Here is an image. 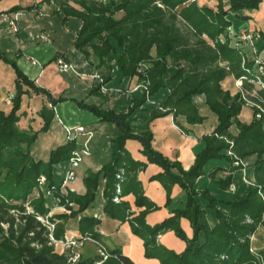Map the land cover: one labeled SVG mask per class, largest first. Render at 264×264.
Wrapping results in <instances>:
<instances>
[{
	"label": "trees",
	"instance_id": "trees-1",
	"mask_svg": "<svg viewBox=\"0 0 264 264\" xmlns=\"http://www.w3.org/2000/svg\"><path fill=\"white\" fill-rule=\"evenodd\" d=\"M41 1H53V11L63 21L68 16L80 20L74 47L89 63L97 68L103 66L108 72L99 74L92 87L94 91L111 79L110 71L114 69L122 76L136 75L140 88L126 110L102 109L95 103L75 100L99 121L113 122L117 130L111 138L110 159L97 170L85 169V192L77 193L70 188L64 191L63 177L55 176L54 166L62 161L67 164L73 152L81 148L76 136H68L66 141L51 148L47 159L35 158L32 147L39 132L50 128L55 104L68 97L61 94L54 97L48 88L36 84L25 73L16 59L0 50V60L15 74L14 91L5 95L1 101L4 104H0V264H72L66 252L55 249L54 240L64 237L69 216L93 204L100 185L104 212L122 222L128 221L131 231L142 238L146 257H156L163 264L256 262L260 254L250 250V235L258 224L264 226V61L246 58L228 37L223 41L220 35H226L227 27L232 25L230 14L247 20L262 0H227L226 3L217 0L215 8L195 0ZM20 8L16 3L5 11ZM118 10H123L121 16L115 14ZM167 14L181 18L184 28L167 22ZM235 31L238 34V30ZM258 41L259 50L264 49L262 33ZM153 47L155 53H151ZM227 75L241 79L242 88L254 92L247 94L253 103L249 121L239 118L244 104L243 89L231 93L221 84ZM257 81L263 86L257 87ZM162 88L167 89L163 99L147 104V96L159 93ZM200 95L216 115V125L198 136L194 160L184 168L180 160L169 158L152 145L149 122L171 113L175 124L188 132L186 124L200 123L205 118L195 99ZM24 96L28 98L26 102ZM35 97L40 103L36 109L38 126L34 125L33 116L28 119L29 110L24 106L25 103L30 105L29 98ZM139 110L145 111L146 123L136 127L131 115ZM22 118H27L25 123L21 122ZM233 124L236 133L230 131ZM127 138L140 142V152L146 160L133 157L125 147ZM250 154L255 155L251 163L254 181L242 195L225 198L214 195L211 186L197 183L196 179L206 174V166L210 165L211 177L216 171L226 172L224 178L218 179V186L228 188L233 172L244 167L242 160ZM148 162L162 168L150 178L164 186L166 205L170 203L171 187L175 183L185 191L184 205L171 208V215L154 224H149L145 217L159 205L146 195L138 177ZM41 175L45 177L43 184L39 183ZM128 193H133L135 206L142 207L137 212L128 200L113 199ZM48 196L70 210L48 217L55 223L52 229L42 220L51 209ZM72 202L78 207L74 208ZM181 217L189 220L191 236L182 228ZM99 222L96 216L82 215L78 220V239L91 237L104 246L106 257L90 255L79 258L74 264H93L99 258L101 261L96 264H136L123 253L121 246L106 244L104 235L96 227ZM167 229H173L185 240L181 251L158 240V235Z\"/></svg>",
	"mask_w": 264,
	"mask_h": 264
},
{
	"label": "crops",
	"instance_id": "crops-1",
	"mask_svg": "<svg viewBox=\"0 0 264 264\" xmlns=\"http://www.w3.org/2000/svg\"><path fill=\"white\" fill-rule=\"evenodd\" d=\"M16 3L21 6V8L17 10L18 30L14 34L10 25L6 21H0V50L5 54L7 52L9 53L13 51L15 55L14 59H16L19 67L30 78H32L36 84L45 86L51 90L54 95L59 94L63 88L65 89V86L69 85L71 78H73L70 74L64 75L63 73H65V71L58 70L54 58L57 53H60L68 63L73 60L77 62V68L79 67V69H77L78 74L81 75L86 72L91 78L89 80V84L84 86L80 84L81 88L83 87L85 91L89 90V92H95L92 87L96 85L98 79L92 77V74L97 73V68L93 64L89 63L84 58L83 53L75 47L65 48L62 45L65 40L71 39L73 42L75 34L80 27V20L74 16H68L63 21L61 16L53 11V1L44 2L41 0H0V11L7 10ZM71 3L77 6V4L74 2L71 1ZM27 6H33V8L26 9L25 7ZM250 16L251 17L247 20H252L251 25L257 27L264 35V0L259 3L258 8L250 12ZM32 32H44L50 37V41H42L40 39L32 38ZM262 52V56L264 58V49ZM88 65L89 67L92 65L91 70L88 69ZM80 75H78L79 77L76 79L77 82L80 81ZM226 78L225 88L229 89L231 93L236 92L238 90V86L232 80L233 75H227ZM110 81L111 79L106 83ZM71 83L76 84V81H72ZM99 90H101V88ZM129 93L130 90L127 94ZM107 95V93L103 92L102 97L107 99L109 98ZM4 96L0 94V104L2 103L1 101ZM111 96L113 97L114 95ZM116 98L118 99V97ZM116 98L114 97L113 99ZM129 105H131V100L129 102H124L122 108L126 109V107ZM207 107L208 106L205 103L203 106L201 105V107H199L200 112L205 115V118L202 122L186 124L190 129L188 132L183 131L178 125L175 124L171 113L155 117L150 120L149 127L153 133V138L151 141L152 145L157 150L167 155L169 158L180 160L184 168L189 167L194 160L195 149L199 144L198 136L211 131L216 125V115L210 110L212 112L211 116L209 112H207ZM54 108L55 116L51 123V129L49 128L47 130L50 131V134L43 143L37 144L35 140L32 147V151L35 154H42L46 152V150H50L51 148L55 147L54 144H59L63 140L62 138L64 137V133H68V129L70 127L75 125H83L85 131H89L91 133V131L97 129L100 125L98 117L91 111L79 107L74 98H67L63 101H60L55 104ZM26 116L30 117L33 115H30L29 113ZM146 116L147 115L145 111H135L131 115V122L136 127L141 126V124H143L141 119L146 118ZM239 116L241 118L243 117V120H247L249 118L242 116V112L239 113ZM209 119L212 120V122H209V124L205 125ZM52 127H55V130ZM90 133L74 135L76 136L78 142H86ZM115 133V128L108 133L110 143L111 138ZM125 147L131 152L133 157L146 160V157L140 152L141 144L138 140L127 138L125 140ZM93 148L95 156H92L91 158L88 156V158H86L85 161L81 163L80 173L67 182V187L64 188L65 190L70 188L78 193H84L86 190L82 179L84 169L87 167L96 169L110 159L109 155L111 144L108 146L107 150H102L101 147L96 148V146ZM66 167L67 164L63 166L64 170L60 175V178L64 176ZM161 170L162 168L156 163L148 162L146 167L143 170H140L138 173V177L142 181L146 195L159 205H163L166 201V190L159 180L151 179L150 176ZM239 170L241 169L236 171ZM244 171L245 167L242 169L243 173ZM234 174L235 171L233 172V175ZM242 179L245 180V177H242ZM201 182L205 183L207 181L201 180ZM180 194L181 188L177 183H175L171 187L170 195L173 198H178ZM102 198L103 199L99 201L98 204L87 207L85 210L79 212L75 216L68 217L65 222L64 237L67 239L70 236L77 237L80 235L78 230V220L83 214L97 216L100 218V222L97 224V229L104 235L105 239L109 240L111 244H118L121 246L123 253L129 256L136 264H151V261L145 259L143 256L144 247L142 240L133 234L128 221L122 222L107 215L103 210L104 197ZM123 199L128 200L130 202L131 208L136 212L142 208L135 206L133 193H128L123 197ZM51 201L52 199L48 197L47 202H50L51 204ZM173 206L176 205L167 207L162 206L159 209L149 211L145 217L146 221L149 224H154L161 221L163 218L171 215L170 207ZM74 207H76V204ZM52 210L53 212H61L62 208L57 204L55 207H53V209H51V211ZM180 223L187 232L188 236H191L192 229L189 220L187 218L181 217ZM171 233L172 231L170 230L167 233H160L158 235V240L167 247H174L178 250H182L185 246V243L179 239H176L174 235L173 237L175 240L181 241L178 246H175L172 244V242L165 240L167 234L171 235ZM254 233L255 232H253V234ZM168 239L171 238L168 237ZM87 240L91 241L96 246V250L98 251L97 244L92 239ZM84 243L81 245V247H78L79 253L82 257L92 255L88 252L83 253L82 248L84 247ZM55 249L57 250L56 247Z\"/></svg>",
	"mask_w": 264,
	"mask_h": 264
},
{
	"label": "rangeland",
	"instance_id": "rangeland-1",
	"mask_svg": "<svg viewBox=\"0 0 264 264\" xmlns=\"http://www.w3.org/2000/svg\"><path fill=\"white\" fill-rule=\"evenodd\" d=\"M102 1L103 2H108V0H102ZM195 1H197L198 4H206V5L212 6L214 8L216 7V4H217V0H195ZM223 1L225 3L227 2V0H223ZM158 4L160 5V3H158ZM77 7L80 8V6L78 4H77ZM115 14L117 16H121L123 14V10H118ZM229 17H230V19L232 21V25L233 26L229 25L227 27V34L226 35L225 34H221L220 35V39L224 41L225 38L228 37L229 42L231 44H235L241 51H243V53H244L246 58H256V62H259V60H262V62H263L264 61V58L262 56L263 49L259 50V41H258L261 31L257 27H255L254 25L253 26L251 25L252 24V20H250V21L244 20L242 18L234 16L233 14H230ZM166 21L169 22L170 24H173L174 26H179L180 28H184L183 21L178 16L170 17V15L167 14ZM250 26H252V27H250ZM234 29L238 30L237 31L238 34H239L240 31L252 32L251 38L250 39H248V38L247 39H243V41H242L241 40L242 37L240 38L238 36V34L235 33L236 31ZM12 32L15 34L16 31L12 30ZM255 33H258V36ZM35 34H36V32H32L31 33V37L35 38L34 37ZM35 39H37V38H35ZM237 39H239V41H237ZM62 45L65 48H67V47L73 48L74 47V44L71 41V39L70 40H65ZM9 53L7 52L6 56H8L10 58H14V56H15L14 52L12 51V52H9ZM151 53H155L154 47L151 49ZM69 63H70L71 66H69V68L63 74L64 75L70 74L73 77V78H71V82L72 81L73 82L76 81V84L70 82L69 85H66L65 89L63 88L62 91L59 94H57V95H54L53 92L50 90L54 97H57V96H59L61 94V95H64V96H66L68 98H71V99L74 98L75 100H84L85 102H88V103H95V104L99 105V107H101L102 109H114L116 111H119V110H122V109L126 110L130 106V105L127 106L126 109L122 108L123 103L127 102V101L129 102L131 100L132 96L135 95L136 93H138V89L140 88L137 85V76L136 75H133V76H122V75H120V74H118L116 72V69H114V70L110 71V73L112 75L111 81L108 82V83H106V82L103 83V86H101V90H97V92L96 91L95 92H89V90L85 91V89L83 87L81 88L80 84L83 85V86L86 85V84H89V80L91 78L89 77V75L86 72H84V74H81V75L77 73V71H78L77 69H79V67L77 68V62H75L73 60V61H71ZM86 64H87V62H86ZM91 66L92 65H90V67H89V65H88V69L89 70H91ZM142 66H143V64H140V67H142ZM260 68H262L261 65H260ZM97 72H99L98 76L101 73L102 74H108V72L106 70H104L103 66L97 68ZM78 75L81 76V78H79V80H80L79 82H77V80H76L79 77ZM14 76H15V74H14L12 68L7 63H5L2 60H0V94L1 95L4 96V95H7L9 93L10 94L13 93V91H14ZM94 78H98L99 79V77H94ZM225 78L222 80V83H221L223 88H225V86H226L225 82H226L227 78L226 79ZM232 80L238 86V90L243 89L242 93H243V98H244V104H243L240 112H242V116H245L246 118L249 117L246 120V121H249L252 118V113H253L252 112V104L253 103H252V101L250 99H248L249 97H247V94L248 93L249 94H253L254 92L252 90L245 91V88H242L241 79L235 78L233 76ZM256 86L257 87H262L263 85L259 81H257L256 82ZM129 90H130V93L127 94ZM103 92L107 93L108 94L107 96H109V98H107V99L103 98L102 97L103 96ZM73 93H75V94H73ZM166 93H167V89L162 88V89H160L159 93H157V94H155L153 96H149V97L147 96V99H148L147 100V104L148 103H156V101L162 100ZM111 95H114V96L112 97ZM35 96H37V95L35 94ZM114 97L115 98L118 97V99L117 98L113 99ZM202 97H203L202 95L195 97L196 101L198 102L199 107H201V105L202 106L204 105V102H203L204 100H203ZM27 99L28 98L26 96H24V99H23V100H25L24 102H26ZM29 99H30L31 104L28 105L27 103H25L24 106L27 107V109L29 110L30 115L32 114L33 117L35 118L34 125L38 126L39 123H38V118H37V115H36V109L40 105L39 98L35 97V98H32V99L31 98H29ZM127 105H128V103H127ZM143 111L144 110H142V112ZM199 111H200V108H199ZM207 112H209L210 115L212 113L210 111L209 107H207ZM239 118L242 119L243 117L241 118L239 116ZM26 120H27V118H25V119L22 118L21 122L25 123ZM141 121H142L143 124H145L146 123V118L141 119ZM209 122H212V120L209 119L205 125L209 124ZM99 123H100L99 127L97 129H94L93 131H91V133H90V135H89V137H88V139L86 141V146L89 149V152L87 154L82 155L83 157H82L81 161H79L80 165L78 163L79 166L77 165L75 167V175H78L80 173L81 163L84 162L85 159L88 158V156H89V158H91L92 156H95L94 148H93L94 146H96V148L101 147L102 150H107L108 146L110 144L112 145V141L110 143V138L108 137V133L111 132L114 128L117 130V127L115 126V124L113 122L107 121V120H100ZM143 124H141V126H143ZM50 127H51V125H50ZM52 128L54 129L55 127H52ZM230 131L232 133H236L237 128H236L235 124H233L230 127ZM49 134H50V131H40L39 135H38V137L36 139V143L37 144L38 143L39 144L43 143L46 140L47 136H49ZM68 134H70V136H73L74 134H76V135L82 134V132H76L73 129H70V131H68V133H64V137L62 138L63 140L60 143L66 141L68 139ZM84 142L85 141H83V142L81 141V142H78V143L82 147ZM57 145L58 144H54V146H57ZM227 152H228V154L231 153L230 151H227ZM48 153H49V150H46V152H44L42 154L33 153V155H34L35 158L47 159ZM110 155H111V150H110ZM254 160H255V155L254 154L247 155V156H245V158H243L242 162H243V165L245 167L244 173L242 172L243 168L241 170H239V171L235 170V174L233 175L232 182H231L230 186L228 188H226V189H222V188H220L218 186V179L224 178L226 176V172H221V171L218 172V171H216V172H214L212 174L213 176L211 177L208 172L211 171L213 168H211L210 165L206 166V168L208 169L207 173L204 174V175L199 176L196 179V181L201 186L202 185L211 186V188H213V192L212 193L214 195H220V196H223L225 198H233L236 194L237 195H242L247 190V187H248L249 183H252L254 181L253 170H252V167H251V163ZM235 162H237V161L235 160L234 163ZM65 165H66V161H62V162L57 163L54 166L55 176L57 178L60 177V175L63 173V170H64L63 166H65ZM100 167L101 166H99L98 168L93 169V170H97ZM87 168H90V167H87ZM85 169H84V171H85ZM83 174H84V172H83ZM242 177H245L246 181L243 180ZM82 179H83V176H82ZM201 180H206L207 182L202 183ZM65 187H67V183L64 186H62V189L64 191H66L64 189ZM41 189H43V187H41ZM48 197H50L52 199L51 204H50V202H48V203L50 204L51 209H53V207H55L58 203H57L56 199H54L52 196H48ZM48 197H47V200H48ZM102 197H104V196H103V193H102V185H100V187L98 188V192L96 194L95 201L93 202V204L89 205L88 207L98 204L99 201H101L103 199ZM170 197H171V195H170ZM119 198L122 199L123 197H119ZM166 198H167V195H166ZM151 200H153V199H151ZM184 200H185V191H183V189L181 188V194L179 195L178 198L171 197L170 203L168 205H166L165 203L163 205H159L158 204L159 207L156 208V209H159L162 206H166L167 207V206H171V205H176V206H173V207H170V208L180 207V206L184 205ZM75 204L76 203H74V202L71 203V205L73 207H74ZM58 205L62 208L61 212H63V211H66L67 213L70 212V210L67 207H65L64 205H62V204H58ZM77 207H78V205L76 204V207H74V208H77ZM51 209L46 214V217L45 216L43 217L45 220H48V217L50 215H52L53 213H55V212H53V210L51 211ZM153 210H155V209H153ZM86 215H90V214H86ZM69 217H71V216H69ZM97 218H99V217H97ZM49 222H51V221H49ZM51 223H53V226H54L55 223L54 222H51ZM3 226L5 227L6 225H3ZM258 226H257L258 228H256L255 231H254L255 233L254 234L252 233L250 235V240H252L251 241V245H250V250H253L255 252L257 251L256 253L257 254L259 253L260 255H258V258H257L256 262H253L251 264H264V226L262 224H258ZM169 230L172 231V233H171V235L167 234V236L165 238L166 241L172 242V244L175 245V246H178L181 241L185 243V240L180 238L179 236H177L175 234V232L173 231V229H167L166 231H164L162 233H167ZM186 234H187V232H186ZM191 234H192V232H191ZM173 235H174V237L176 239H179L181 241L175 240ZM135 236L142 240V238L140 236H138L136 234H135ZM75 237L76 236H70L67 239L65 237H63L62 239L54 240V246L57 248V250L60 253L61 252H66L67 255H68V260L72 264H74L79 258L82 257L81 254L79 253L78 247H81V245L84 243V240H85V243H84V247L82 248L83 253H87L88 252V253H90L92 255H100L101 259L106 257V250H105L104 246L101 245L100 243H97L91 237L82 238L81 239L82 240V244H80V245H78V244L77 245L76 244H70L68 242V239L75 238ZM168 237H170L171 239H168ZM77 239H78V236H77ZM87 239H92L97 244L98 251L96 250V246L91 241H89ZM105 242H106V244L110 243V241L107 240V239H105ZM252 242H253V244H252ZM142 244H143V240H142ZM107 245L114 246V245H118V244H111L110 243V244H107ZM172 249H174L175 251L178 250V249H176L174 247ZM178 251H181V250L179 249ZM143 256H144L145 259H148L149 261H151V264H163L156 257H146L144 255V251H143ZM100 261L101 260L99 258V260L95 261V263H93V264H96V263H98Z\"/></svg>",
	"mask_w": 264,
	"mask_h": 264
},
{
	"label": "built area",
	"instance_id": "built-area-1",
	"mask_svg": "<svg viewBox=\"0 0 264 264\" xmlns=\"http://www.w3.org/2000/svg\"><path fill=\"white\" fill-rule=\"evenodd\" d=\"M17 18H18L17 11H14V12L5 11V10L0 11V21L1 20L6 21L10 25L11 29L14 31L18 30ZM255 34L258 36V33H255ZM251 35H252V32H244V31H240L238 34L240 38L242 37L241 38L242 41L243 39H247V38L250 39ZM34 37L42 41H50V37L44 32L36 33ZM54 61L59 71H66L69 68V66H71L70 63H68L61 54H57L54 58ZM92 77H98V74L94 73L92 74ZM257 115L259 116L260 114L258 113ZM74 127H70L68 131H70V129H73L76 132L90 133L89 131H85V128L83 125H76ZM68 136H70V134H68ZM88 152H89V149L86 146V142H84L83 146L80 149H77L73 152V154L70 156L68 163H67L65 174L63 176L62 183H61L62 186H64L69 180L73 179L76 176L75 167L78 165L79 161H81L83 157L82 155L87 154ZM44 181H45V177L44 175H41L39 177V183L43 184ZM113 199L119 200L120 198L118 196H114ZM42 220H45V219L42 218ZM45 222H47L49 228L52 229L53 223L49 222L48 220H45ZM68 242L70 244H76V245L82 244V240L77 239V237L68 239Z\"/></svg>",
	"mask_w": 264,
	"mask_h": 264
}]
</instances>
